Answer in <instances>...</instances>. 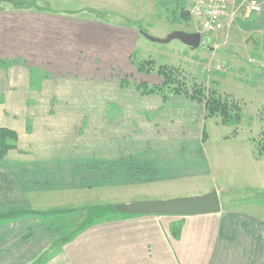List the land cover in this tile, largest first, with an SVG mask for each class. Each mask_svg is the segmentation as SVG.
I'll use <instances>...</instances> for the list:
<instances>
[{
	"label": "crops",
	"instance_id": "obj_1",
	"mask_svg": "<svg viewBox=\"0 0 264 264\" xmlns=\"http://www.w3.org/2000/svg\"><path fill=\"white\" fill-rule=\"evenodd\" d=\"M251 2L261 11H252ZM7 13L60 15L36 8ZM5 18L0 15V61L7 64L0 68V129L15 132L17 142L5 156L0 150V213L12 218L0 221V264L8 258L2 238L17 232L11 223L38 219L34 212L75 209L64 202H81L83 184L125 187L213 173L230 179L226 186L264 192V155L257 156L254 142L231 150L239 134L220 129L231 126L207 117L205 103L145 95L109 78L111 66L80 58L103 53L119 65L128 56L129 31L114 34L88 21L68 34L64 24L41 18L37 23L50 28L26 31L35 18ZM224 20L225 29L216 32L220 49L264 58V0H229ZM140 36L138 30L136 43ZM218 192L217 213L129 214L91 223L46 264H264V202L224 203Z\"/></svg>",
	"mask_w": 264,
	"mask_h": 264
},
{
	"label": "rangeland",
	"instance_id": "obj_2",
	"mask_svg": "<svg viewBox=\"0 0 264 264\" xmlns=\"http://www.w3.org/2000/svg\"><path fill=\"white\" fill-rule=\"evenodd\" d=\"M16 2L18 0L15 2L0 0V10L3 11L0 15L6 17L5 19L15 16L35 18L25 27L26 31L31 26L33 29L50 28V24L37 23L40 18L64 24L68 34L78 32L79 25H85L88 21L97 23L98 27H109L114 34L129 31L130 36L125 37L128 56L119 58L120 66L114 58L103 53L100 55L94 52L92 57L86 55L80 58L83 61H96L101 67L111 66L112 72L108 77L114 79L113 81H121L123 87H133L142 91L143 87L139 88L138 84L145 83L144 89L153 86L152 88L156 90L154 86L162 85V92L183 90L184 96L187 94L198 98L197 95L200 94L204 98L203 101H208L212 97L217 101L225 98L228 108L231 109L229 112L231 119L223 123V117L218 115L219 113L213 117L219 123L233 126L232 128L221 126L220 129H231L239 134V139L232 144L231 150L245 151L249 145L252 147V142L255 148V142L259 145L264 144V138H261L264 128V120H261L264 116V58H251L250 54L234 53L230 48L220 49L218 34L203 32L192 16L186 15L188 4L186 0H19L18 4L22 6L15 5ZM21 8L30 10L36 8L39 11L56 12L60 15L53 19L51 16L41 14L7 13L11 9L23 10ZM101 22L107 25H101ZM6 28L9 30L8 26ZM138 30H144L158 38H164L176 30L201 32L202 42L201 46L194 50L179 40L162 44L152 42L141 34L136 43L134 37ZM74 44V48L78 49V42ZM113 48L116 50L117 44ZM92 49L101 50L102 47L92 45ZM0 62V68L7 65L3 60ZM226 62L229 63V67ZM179 93L182 94L181 91ZM230 97L235 100H231ZM238 111L240 120L236 123L233 116ZM210 112L215 113L212 109ZM216 147L223 149L224 146L219 144ZM214 175L216 174L212 173L210 177L164 180L125 187L106 188L83 184L79 197L81 202L76 201L75 204L64 202L66 207L72 206L76 207L75 209L33 211L34 215H38H36L38 219L21 218L17 224L11 223L9 227L17 232L12 234L11 238H2L4 248L1 254L3 259L8 257L6 264H46L60 253L65 243L82 235L94 222L129 216L115 208L135 201L204 196L217 190L222 192L224 203L237 200L248 204L252 198L255 199L253 201L255 203L264 202V192L246 185H241L242 188L237 185L226 186L225 181L227 183L231 181L230 179L226 177L224 180L221 175ZM243 180L246 179L242 178V183ZM149 182L151 181H147ZM8 216L0 213V221L11 220L12 218Z\"/></svg>",
	"mask_w": 264,
	"mask_h": 264
},
{
	"label": "water",
	"instance_id": "obj_3",
	"mask_svg": "<svg viewBox=\"0 0 264 264\" xmlns=\"http://www.w3.org/2000/svg\"><path fill=\"white\" fill-rule=\"evenodd\" d=\"M147 39L152 42L166 44L172 40H179L192 49L201 46L202 35L200 32L190 33L182 30H176L169 33L164 38H158L150 35L144 30H140ZM205 46V45H204ZM212 49V48H210ZM117 211L131 215H175L191 216L207 213H217L222 209L221 199L217 190L204 196L177 198L169 200H147L135 201L115 208Z\"/></svg>",
	"mask_w": 264,
	"mask_h": 264
},
{
	"label": "trees",
	"instance_id": "obj_4",
	"mask_svg": "<svg viewBox=\"0 0 264 264\" xmlns=\"http://www.w3.org/2000/svg\"><path fill=\"white\" fill-rule=\"evenodd\" d=\"M10 2H15V0H8ZM19 2V0H18ZM18 2L15 3V5L17 6H22V5H19ZM27 8V7H26ZM23 9V8H21ZM186 12V15H189V12L188 10L185 11ZM144 85L145 83H142V84H138V87L142 88V92L144 94H158V95H161L162 97L164 98H168L172 95H183L185 92L183 90H179V92L181 91L182 94H180L179 92H177L176 90L174 92H171V93H168V92H162L163 89H161L162 85L160 87H157V86H154L156 88V90H154L151 86L150 88H146L144 89ZM185 95V94H184ZM183 95V96H184ZM198 98H195L193 96H190L186 94V97H189L193 100H196V101H199V102H203L205 103V106H206V110H207V117H213V116H216L217 113H219L218 115L222 116L223 117V123L224 122H227L231 119V116L229 114V112H231V109L228 108L227 106V101L226 99H222V100H214L213 98L215 97H212V99L208 100V101H203V97L198 94L197 95ZM231 100H235L233 97H230ZM217 101V102H216ZM212 109L213 112L215 113H211L210 110ZM233 118L236 120V123L238 120H240V111L238 112H235L234 113V116ZM261 120L263 121L264 120V116H262ZM263 130V133L261 135V138H264V128L262 129ZM16 142H17V134L9 129H5V128H1L0 129V150H1V155L2 156H5L8 151H10L11 149L15 148L16 147ZM256 144V154L258 157L260 156H263L264 155V144H258V142H255ZM174 232H175V229H174Z\"/></svg>",
	"mask_w": 264,
	"mask_h": 264
},
{
	"label": "built area",
	"instance_id": "obj_5",
	"mask_svg": "<svg viewBox=\"0 0 264 264\" xmlns=\"http://www.w3.org/2000/svg\"><path fill=\"white\" fill-rule=\"evenodd\" d=\"M188 11L204 32H219L225 29V13L229 0H188ZM252 11H261V6L249 4Z\"/></svg>",
	"mask_w": 264,
	"mask_h": 264
}]
</instances>
